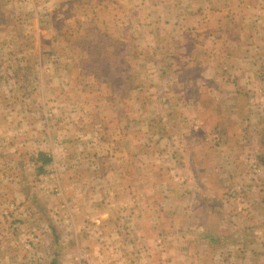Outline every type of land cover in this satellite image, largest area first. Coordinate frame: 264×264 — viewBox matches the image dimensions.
I'll use <instances>...</instances> for the list:
<instances>
[{
	"label": "crops",
	"instance_id": "0c3cea01",
	"mask_svg": "<svg viewBox=\"0 0 264 264\" xmlns=\"http://www.w3.org/2000/svg\"><path fill=\"white\" fill-rule=\"evenodd\" d=\"M13 1L24 2L30 8L33 22L41 5L54 7L74 0H0V6ZM94 5L109 16L113 28L110 38L137 43L134 71L146 72V78L150 72V77L162 82L163 91H157L151 88L157 87L156 82L139 81L136 85L143 87L134 90L132 85L128 97L139 103L144 95V104L152 103L159 95L166 98L168 108L162 114L166 137L156 146L155 133L149 128L148 142L140 146L137 133L121 124L126 115L131 127L134 113L122 117L115 111L119 100L115 102V97L111 99L107 93L99 96L96 111L87 109L80 118L70 116V141L65 139L60 144H76L83 147L78 146L80 150L87 147L91 154L87 152L82 158L74 154L75 160L67 162L56 154L52 157V164L60 166L63 173L66 170L57 180L71 190L65 196L69 221H63V225L67 235L76 239L75 247L79 237L95 235L96 239L92 244L86 243L89 250L80 248L77 256L73 251L55 259L48 253L28 262L85 264L84 259L87 264H264V257L260 260L259 256L258 260L245 250L236 252L233 258L232 252H226L233 245L229 237L234 232L254 229L249 220L256 218L264 223V186L255 191L240 186L243 198L241 195L236 206L224 194L235 181L244 184V151L254 156L258 170H264V0H96ZM185 72L198 74L185 80ZM104 85L108 87L101 81L100 86ZM190 87L198 98H189ZM144 91H148L146 96ZM217 103L215 107L213 104ZM210 112L222 116L223 122L205 129L202 123L212 120V115L205 117ZM201 114L202 120L198 118ZM126 133L129 143L125 142ZM208 133L212 134L211 141L205 136ZM63 137L49 136L52 152L54 143L59 145L57 140ZM153 145L161 148L155 153L158 158L148 159L143 152L150 151ZM91 146H99L112 156L106 160L98 158ZM38 151L33 156L34 165H41ZM95 167L109 169L98 175L99 182L93 190L88 185L92 180L90 171ZM83 173L86 176L79 177ZM262 174L255 178H263ZM109 178L115 181L108 182ZM82 188L78 198L75 190ZM3 197L7 194L0 192ZM95 199L100 202L94 203ZM77 201L83 205L74 208L71 204ZM35 216L33 212V220ZM56 225L57 222L43 223L41 228L44 226L52 237L54 228L58 231ZM89 227L96 232L91 233ZM35 228L28 226L31 231ZM84 230L91 234L87 236ZM238 241L242 247L251 244L249 240ZM48 245L52 246L51 239ZM124 246L132 252L127 263L118 254L109 258V248L117 253ZM4 249L6 242L0 240V261L7 257ZM223 249V254H215ZM14 257L16 264L24 262L19 255Z\"/></svg>",
	"mask_w": 264,
	"mask_h": 264
},
{
	"label": "rangeland",
	"instance_id": "374dc122",
	"mask_svg": "<svg viewBox=\"0 0 264 264\" xmlns=\"http://www.w3.org/2000/svg\"><path fill=\"white\" fill-rule=\"evenodd\" d=\"M95 2L96 0H74L71 4L64 3L54 7L41 5L33 22L30 20V8L24 2H2L0 6V192L7 194V197L0 198V240L6 242V249L2 251L7 256L0 261V264H16L14 257L16 255L24 261L20 264H41L35 259H33L35 262L28 261L48 253L55 259L63 257L66 253L71 254L73 251L77 256L80 248L89 250L86 243L92 244L96 239L95 235L89 238L79 237L78 246L75 247L76 239L67 235L68 231L63 225L64 222L66 224L69 221L68 202L65 201V196L69 195L71 190H67L66 184L57 180L63 172L60 166L52 164V157L56 154L59 159L67 162L75 160L72 158L74 154L76 158H82L89 152L87 147H85L86 150H80L79 147L81 149L83 147L79 145L78 147L76 144L72 146L67 142L60 144L65 139L70 141L69 129L73 127L70 116L75 115L80 118L81 113L87 109L96 111L99 96L107 93L111 99L115 97V102L119 100L115 111L120 112L122 117L128 112L132 115L134 113L135 121L131 123V127L128 125L126 115L122 118L121 124L131 133H137V138L140 139L138 142H141V144L138 143L140 146H144L145 141L148 142L146 130L149 131V128L155 133V141H153L156 146L159 142L163 143L166 137L167 127L162 117L163 110L168 108L166 98H160L159 95L152 103L144 104L142 103L144 95L140 96L139 103L133 102V99L128 97V90L134 87L132 85H135L134 90L140 89L139 86L142 85H136L139 81L143 84L147 80L156 82L157 87L151 88L157 91H163V87H160L162 82L155 76L150 77V72L147 73L149 78H146V72L134 71L133 67L136 66L135 62L138 59L135 54L137 43L128 39L122 41L110 38L108 34L113 30L112 23L109 22L106 11H98L94 5ZM195 74L198 73L185 72L183 79L193 78ZM101 81L108 87L105 85L101 87ZM147 94L148 91L145 92V96ZM188 96L189 98L199 97L191 87L188 90ZM210 104L208 105L211 106ZM213 105L217 107L219 104ZM217 114L213 112L205 114V117L212 115L210 122L202 123L204 128L207 127L205 129L223 122L222 116L218 117ZM199 117L202 120L204 114L198 115ZM151 122L152 126L149 125ZM92 124L94 122L89 126L91 127ZM212 133L218 134L216 131ZM51 135L64 136L57 140L59 145L54 143L53 152L50 147L53 142L50 144L49 141ZM210 135L212 134L208 133L205 136L211 141ZM125 136V142L129 143L128 134L126 133ZM88 137L93 138L91 135ZM37 138H40V144L37 143ZM155 145L150 151L143 152L146 158H158V154L155 153H159L161 148ZM207 145H209L208 141ZM252 146L254 147V144ZM139 148L144 149V147ZM250 148L247 149L250 150ZM39 149L50 160L41 171L40 165L33 164V156L39 152ZM91 149L98 158L106 160L112 156L111 152L99 146ZM219 154H221L220 151ZM242 155L241 159L243 158L242 162L245 165L243 166L244 184H238L235 181L224 193L231 198L232 201L230 199L229 201L232 206H236L237 202L240 203L238 199H241V195L243 198L240 186L249 187V191H255L258 187L264 186V177L255 178L261 172L263 176L264 170L257 171L252 167L255 164L252 160L255 158L249 151H244ZM170 157H173V153ZM94 159L97 158L94 157ZM105 169L109 168L91 169L92 180L88 185L89 188L94 187L93 190H95L99 182L96 178L103 174ZM65 173L66 170L63 174ZM188 173L191 175V171ZM83 176H86L85 173L79 175L81 178ZM113 180L114 178H109L108 182ZM83 190L84 188L75 190L78 192V198ZM79 201L72 202L71 205L74 208L82 206L83 204ZM97 202L100 200L95 199L94 203ZM33 212L36 213V221L33 220ZM259 218L263 220L262 217L259 216ZM255 220L256 218L249 220L250 227L254 229L234 232V235L229 237L233 243L230 250L228 248L218 250L215 254L221 255L226 250L227 253L232 252L233 258L236 252L242 253V250H245L247 255L257 256V259L260 256L261 260L264 257V226L262 228L260 224L264 225V223ZM49 222H57L56 226L60 227L57 230L59 232L62 230L64 234L58 233L54 228L51 237L46 232V228H43L44 226L41 228L43 223ZM28 226L30 229L37 228L31 231L28 230ZM82 230L78 234H81ZM86 231L84 230L83 233L89 236L95 233L96 229L92 230L89 227L91 233ZM122 237L123 233L122 236L119 235V238ZM107 238L109 237H106V240ZM50 239L52 246L48 245ZM237 239L242 240L243 243L249 240L251 244H248V247H242L244 245H241V241ZM107 241L111 243L112 238ZM39 242L43 244L40 246ZM36 246L38 247L35 249ZM111 248L107 250L110 259L118 254L124 257L127 263L129 256L132 255L128 246L122 247L117 253L111 251ZM86 254L87 252L83 253V255ZM82 262L87 264L84 259ZM234 264L239 263L234 262Z\"/></svg>",
	"mask_w": 264,
	"mask_h": 264
},
{
	"label": "trees",
	"instance_id": "16d2710c",
	"mask_svg": "<svg viewBox=\"0 0 264 264\" xmlns=\"http://www.w3.org/2000/svg\"><path fill=\"white\" fill-rule=\"evenodd\" d=\"M38 160L40 161L41 165L39 166V170H42V167H44L45 165H47L50 160L46 158V156H44L43 153H39L37 156Z\"/></svg>",
	"mask_w": 264,
	"mask_h": 264
},
{
	"label": "built area",
	"instance_id": "2783aa9c",
	"mask_svg": "<svg viewBox=\"0 0 264 264\" xmlns=\"http://www.w3.org/2000/svg\"><path fill=\"white\" fill-rule=\"evenodd\" d=\"M217 138L218 137H213V139L215 140V141H217ZM252 161H254L255 162V164L252 166V167H254V169L256 168V170L258 171V166H257V164H256V160H252Z\"/></svg>",
	"mask_w": 264,
	"mask_h": 264
}]
</instances>
